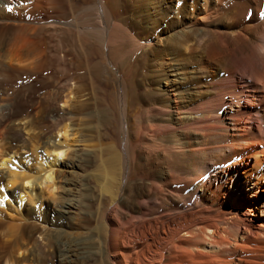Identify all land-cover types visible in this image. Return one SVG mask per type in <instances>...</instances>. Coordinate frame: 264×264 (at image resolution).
<instances>
[{"label": "bare ground", "instance_id": "6f19581e", "mask_svg": "<svg viewBox=\"0 0 264 264\" xmlns=\"http://www.w3.org/2000/svg\"><path fill=\"white\" fill-rule=\"evenodd\" d=\"M0 101L1 264H264V0H0Z\"/></svg>", "mask_w": 264, "mask_h": 264}, {"label": "rangeland", "instance_id": "374dc122", "mask_svg": "<svg viewBox=\"0 0 264 264\" xmlns=\"http://www.w3.org/2000/svg\"><path fill=\"white\" fill-rule=\"evenodd\" d=\"M14 84H15V83H13L12 85H9V86H8L9 89H7L6 94H1V97L5 99V102H4V103H6V102H7V103H13V102H11V101L14 100V98H15V94H14V93H15V91L17 90V88H16V89L14 88V87H17L16 84H15V85H14ZM10 87H11V88H10ZM13 89H15V90L13 91ZM10 90H11V91H10ZM8 91L11 92V93H8ZM12 92H14V93H13L14 95L12 94ZM41 92H42V90L38 92L39 95L41 94ZM38 93H37V95H38ZM7 94H8V95H11V97H13V98L11 99L10 96H8ZM5 95H6V96H5ZM5 97H6V98H5ZM8 97H9V98H8ZM28 100H29V98H28ZM0 102H1V101H0ZM32 102H33V101H32ZM10 105H11V104H10ZM12 105H13V104H12ZM38 105L40 106V104L37 103V104L32 105V106L29 108V110H31V111H30L31 115L29 116V118L32 116V114L35 115L36 112H37V113L39 112V108H40V107H39ZM28 107H29V106H28ZM18 108H19V107H18ZM33 110H34V111H33ZM36 110H37V111H36ZM35 111H36V112H35ZM21 113H22V112H21ZM27 113H29V112H27ZM20 116H21V115H20ZM37 116H38V115H37ZM90 123H91V122H90ZM4 124H5V123H3V125L0 124V126H2V127H0V142H1L0 151L3 150L2 145L4 144V138H5L6 133H7V130H5V125H4ZM46 128H47V127H46ZM46 128H45V127H42V128H41V129H42L41 131H42L43 133H45V132H46V130H45ZM4 130H5V131H4ZM43 130H44V131H43ZM3 132H6V133H3ZM70 137H71V135H70ZM75 137H76V136H75ZM25 157L28 158V156H25ZM22 162H24V160H23ZM0 169H1V168H0ZM1 170H3V169H1ZM1 170H0V174H1ZM0 209H1L0 211H2V209H4V206H2V207L0 206ZM4 212H5V210H4ZM4 212H3V213L1 212V213L3 214V215L0 217L1 223L6 221L5 223H6L7 225L11 223L9 226H13V225H12V222H14V221H17V222H18V220H14V221H13L12 219L9 218L11 215H9V217H8V215L6 214V212H7L8 214H12L13 217L15 218V216H16L15 214H16V213H13V212L10 211V210H9V211L7 210V211L5 212V214H4ZM9 212H10V213H9ZM4 215H5L6 217H5ZM2 217H3V218H2ZM1 218L3 219V221H2ZM9 222H10V223H9ZM17 222H14V224L16 225ZM15 225L13 226V227H15V228H13V227H9V228H12V229H10V231H13V233L10 232V231L8 230L9 233L6 231V232H7V233L5 232L6 234L3 233V235L5 234L4 236H3L2 234L0 235V258H1L0 261L2 260V256H8L9 253H10V252H9V251H10V248H11L10 245L12 244L11 242H13V240H14V238H15V235H16V234L14 233V232L16 231V226H15ZM13 229H15V230H13ZM11 234H13V235H11ZM6 236H8V237H6ZM11 236H12V238H13V239L11 238L12 240L9 239ZM13 236H14V237H13ZM6 238H8L9 240L6 239ZM5 240H6V241H5ZM7 240H8V241H7ZM4 241H5V242H4ZM9 244H10V245H9ZM8 246H10V248H9ZM7 249H9V250H7ZM7 252H8V253H7ZM6 254H7V255H6ZM1 263H2V262H1ZM1 263H0V264H1Z\"/></svg>", "mask_w": 264, "mask_h": 264}]
</instances>
